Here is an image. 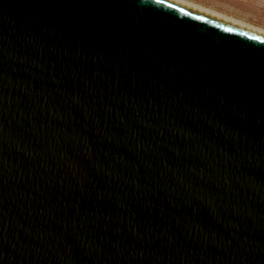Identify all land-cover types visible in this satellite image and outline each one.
<instances>
[{
  "label": "water",
  "instance_id": "water-1",
  "mask_svg": "<svg viewBox=\"0 0 264 264\" xmlns=\"http://www.w3.org/2000/svg\"><path fill=\"white\" fill-rule=\"evenodd\" d=\"M0 264H264V34L0 0Z\"/></svg>",
  "mask_w": 264,
  "mask_h": 264
},
{
  "label": "rangeland",
  "instance_id": "rangeland-1",
  "mask_svg": "<svg viewBox=\"0 0 264 264\" xmlns=\"http://www.w3.org/2000/svg\"><path fill=\"white\" fill-rule=\"evenodd\" d=\"M194 1V0H193ZM221 13L264 28V0H195ZM197 2V3H198ZM207 6V7H208ZM223 11V12H222Z\"/></svg>",
  "mask_w": 264,
  "mask_h": 264
},
{
  "label": "bare ground",
  "instance_id": "bare-ground-1",
  "mask_svg": "<svg viewBox=\"0 0 264 264\" xmlns=\"http://www.w3.org/2000/svg\"><path fill=\"white\" fill-rule=\"evenodd\" d=\"M171 1H174L176 3H179V4H182V5H185L187 7H190V8H193V9H196L198 11H201V12H204V13H207L209 15H212V16H215V17H218L220 19H223V20H226V21H229L231 23H234V24H237V25H240L242 27H245V28H248V29H251L253 31H256V32H259V33H262L264 34V28H261V27H258V26H255L249 22H246L242 19H238L234 16H230V15H227V14H224V13H221L219 11H216L214 10L213 8L211 7H207L205 5H202L200 3H197L193 0H171Z\"/></svg>",
  "mask_w": 264,
  "mask_h": 264
},
{
  "label": "crops",
  "instance_id": "crops-1",
  "mask_svg": "<svg viewBox=\"0 0 264 264\" xmlns=\"http://www.w3.org/2000/svg\"><path fill=\"white\" fill-rule=\"evenodd\" d=\"M195 1V0H194ZM196 2H198V1H196ZM198 3H200V4H202V5H205L204 3H201V2H198ZM205 6H208V5H205ZM208 7H211V6H208ZM211 8H213V7H211ZM213 9H216V8H213ZM216 10H218V9H216ZM220 11V10H219ZM223 12V11H222ZM224 13H226V12H224Z\"/></svg>",
  "mask_w": 264,
  "mask_h": 264
}]
</instances>
